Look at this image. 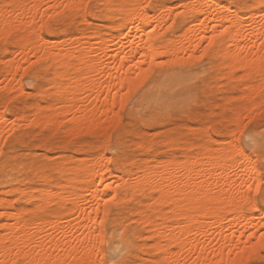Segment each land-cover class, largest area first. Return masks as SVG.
<instances>
[{
	"label": "bare ground",
	"instance_id": "6f19581e",
	"mask_svg": "<svg viewBox=\"0 0 264 264\" xmlns=\"http://www.w3.org/2000/svg\"><path fill=\"white\" fill-rule=\"evenodd\" d=\"M147 1L106 0V17L113 19L116 16L120 20L112 27L114 33L110 37L107 32L104 34L92 31L93 33L87 34L81 30L78 36L54 43L43 36L40 25H33L42 16L48 23L47 16L41 12L42 6L51 2L48 8L52 7L57 11V5L79 4L80 0H0V11L6 3L15 6L0 15V36L7 37L11 33H18L16 41L20 48L17 52L24 54L25 60L35 57L34 60L30 58L28 63L37 59L36 63L49 64L54 69L49 82L51 91L48 92L52 100L46 106L35 103L29 116L24 112L14 118L22 119L20 121L30 119L29 123L32 119L42 125L55 124L57 128L62 122L61 119L65 118L70 124L69 132L74 136L77 135L74 132L82 130L83 133L84 128L89 127L90 130L93 124L102 126V119L115 122L119 113L117 115L112 111V97H117L118 106L119 96L126 92L124 90L135 79L136 73L146 71L149 65L174 67L202 62L204 58L199 57L208 47L207 40L217 34L213 26L227 27L228 33L216 41L205 57L222 58L221 66L226 68L223 77L228 82H233L235 72L241 70L243 74L239 73L237 76L244 82V98L254 101V105L250 103L252 106L264 102V76L251 70L254 65L258 66L264 61V44L261 43L264 38V19L261 17L264 13L260 11V0H253L254 7H241L238 11L229 5L239 4L241 0H224L223 4L218 0H178V6L175 4L177 7L163 4L160 11H155V7H147ZM223 10H227L230 15H225ZM178 12L180 15H177ZM237 15L240 17L239 22L232 20L230 23V16ZM37 27L39 31H36ZM33 34L36 36L32 37ZM11 57L9 61L7 57V63L4 59L0 60L6 64L5 74L1 78L4 86H1L7 88L8 92L11 87L16 90L15 87L19 84L15 85L13 76L20 68H25L21 67L15 57ZM26 67H30L29 64ZM207 67L204 64L196 72L206 71ZM179 78L184 79L182 76ZM19 81L17 83H21ZM120 83L125 84V88L121 89ZM18 87L24 89L20 85ZM43 88L38 93L43 95ZM256 96H261L262 100L255 99ZM250 104H246L245 108L250 107ZM2 113L0 112V141L7 135L4 133V123L9 119ZM239 114L233 115L234 119H240ZM233 132L235 134V129ZM175 137L167 136L164 143L170 147L178 146L179 141ZM181 138L183 141L179 147L182 150L180 158L172 156L163 160L153 157L150 160L145 157L147 159L137 162L135 170L127 169L120 158H110L105 154V149L92 158L77 156L79 158L74 159L70 156L68 159L58 160L52 165L58 173L55 185L52 183L54 178L45 173L42 165H37L36 159H32L28 166L39 175L42 186L26 188L24 184L18 183L16 188H12L19 195L26 196V200L33 203V208L16 209L14 212L10 209L4 210L6 201L8 203L12 199L8 197V200L6 196L0 198V219L7 217V222L1 221L0 224L3 230V233L0 231V261L11 264L15 259L17 264H27L36 258L37 252L45 257L52 249L62 258L71 260L68 253L74 242L76 250L83 247L84 253L96 245L101 259L104 260L98 241L105 242L108 231L117 222V219L113 220L110 216L107 219L104 217V201H111L115 197V204H125L138 201L140 196H144V201H139L140 206L130 211L133 210L131 214L136 216L134 220L145 227V238H150L152 244H142L129 262L161 264L165 259L171 258L179 246V250L184 251L185 258L190 253L195 258L203 248V256L208 258V264L218 257L223 259L224 264H231V260L237 259V245L242 251V242L249 240L247 233L262 231L264 214H261L262 210L259 212L261 215L256 214L258 207L255 196V186H262L261 171L255 156L253 158L238 143L235 144L237 141L228 139L227 143L218 147L204 143L199 146L200 151L191 154L190 138L178 137ZM139 143L141 141L138 145ZM141 145L151 148L143 142ZM0 152L4 154L3 150ZM111 162H115L117 170L122 174H114L109 169ZM50 205L55 208L49 210ZM97 209L100 211L97 212ZM27 212L30 213L29 217L25 215ZM101 220L106 221L103 232L98 231ZM118 225L120 227L116 231H119V239L112 237L107 246V252L113 255L120 254L123 250L128 252L130 246L134 247L130 225L124 221ZM136 233L138 238L143 236L141 231ZM258 239L259 236H255L252 243ZM81 240L86 241L83 246L79 243ZM226 245L233 249L231 260ZM147 248L151 249L153 255L148 259L143 257L144 253L149 252ZM222 248L225 250L220 257ZM162 249L167 251V257ZM240 258L246 259L243 256ZM91 259L96 260L95 252Z\"/></svg>",
	"mask_w": 264,
	"mask_h": 264
},
{
	"label": "rangeland",
	"instance_id": "374dc122",
	"mask_svg": "<svg viewBox=\"0 0 264 264\" xmlns=\"http://www.w3.org/2000/svg\"><path fill=\"white\" fill-rule=\"evenodd\" d=\"M30 1L31 0H29V2ZM104 1L106 0H91L94 6L93 16L84 17L76 13H65L60 9L62 14L59 18V22H57L56 19L48 22L53 30L49 32L45 29L42 32L43 36L51 42H60L66 38L78 36L80 31L84 30L87 34L93 32L109 33L108 37H110V34L114 33L112 27L119 23L120 20L116 16H114L113 19L106 17V5ZM147 2L151 3L152 7H155V11H160V7L163 4L174 7L178 6V0H148ZM49 5H51V2H47L41 8V12L47 17L59 11L58 8H56L57 11H55V9L53 10L52 7L48 8ZM177 9L178 8H176V10ZM53 16L55 17V14ZM169 21L171 22V20ZM40 22L41 20H38L36 24L34 23L33 25L38 26ZM170 22H168V24ZM151 28L153 29L152 26ZM36 31H39L38 27ZM34 34L36 33L34 32ZM34 34L32 37L36 36ZM17 36H19V34L16 32L9 34L7 37L0 36V60L4 59L7 63L10 60L9 57L15 52L11 58L15 57L16 60L21 63V67L27 68L26 72L25 68H20L19 71L16 72V75L13 76L14 81L16 80L15 85L19 84L25 90H21L22 88H19L18 85L15 87L16 90L11 87L8 92L7 88L3 87L2 80L5 74L4 68L6 64L3 63L4 61H0V81L2 82L0 84V112H3L2 114H5L6 117L9 118L8 121H6L7 123H4V127L6 128L4 133L7 135L1 138L2 142L0 141V150L4 151V154L0 156V168L2 167L0 170V198H2V196L5 198L4 196H6L12 199L8 203L6 201L4 210L10 209V211L14 212L16 209L25 210L28 208L29 210V207L33 208V203L26 200V196L19 195L13 189L16 188L18 183L24 184L26 188L42 186L43 182L41 178L38 177L39 175L35 174L32 168L28 166V163H30L32 159H36L37 165H42L45 173L54 178L52 183L55 185L58 173L54 170V166L52 165L58 160L68 159L70 156L74 159H78L79 157L83 158V156L84 158H86L85 156H87V158H92V156L94 157L97 155L100 150L103 151L105 149V154L110 158L114 160L120 158L125 163L127 169L135 170L137 162L143 159L150 158V160H152L153 157H155L165 160L172 156L180 158L182 150L179 147L182 145L183 138L178 139V137L181 136L190 138L191 154L200 151L199 146L204 143L207 145L209 144V146L218 147V145L221 146L227 143L228 139L234 142L237 141L235 144L238 143V146L240 145L243 150L253 158L255 156L254 159L257 161V165L261 171V179L263 178L261 190L264 191V147L261 146V140L264 139V102L252 106L254 105V101H247V99L244 98V82L239 80L240 78L237 76L239 73L243 74L241 70L235 72V80L233 82H228L227 79L223 77L226 73V68L221 66L222 58L220 56H213L211 58L204 56L202 62L193 65L182 64L175 65L174 67L167 65L161 67L153 66L151 78L147 81H143L139 89H133V94L126 108L120 110L117 106L118 109H116L115 112L116 114L117 112L119 113V115L117 114L119 117H117L115 122L102 119V126H95L93 124L95 127L92 128L93 125H91V131L89 127H87L83 129L85 130L83 133L81 132L82 130L74 132L77 134L74 136L71 131L69 132L70 128L68 126H70V124L68 119L65 118L61 119L62 122L59 123L58 128L55 124L42 125V123L34 122L32 119L29 123L30 119L20 121L22 119L14 118L15 115L19 116L24 112L29 116L33 111V105L35 103L43 104L42 106H44L52 100L49 97L51 91L49 82L54 73L52 65L36 63L37 59L32 63H28L34 60L35 57H30L31 60L30 58L25 60L24 54L17 52V49L19 51L20 48L16 41V39H18ZM7 57L8 61L6 60ZM28 64L30 67H26ZM204 64L208 65L207 70L196 72ZM180 76L184 77V79H180ZM225 80L226 82L224 83ZM18 81L21 83H17ZM221 81H223V83H221ZM41 88L45 89L43 95L38 93ZM34 91L35 93H33ZM7 98L8 102H6V104L5 101ZM184 99L187 100V102H184ZM255 99L261 101L262 97L256 96ZM4 103L6 106H4ZM246 104L247 106L248 104L251 106L245 108ZM179 106L183 107L179 108ZM237 112L240 113V119H234L235 116L233 117V115L238 114ZM110 114L111 113H109V115ZM99 127H101V129H99ZM206 128L208 130H213L211 132V139L206 138L208 132ZM234 129L235 134L233 132ZM231 135H235V137ZM167 136H176L175 138L179 141L178 146L170 147L167 143H164ZM249 136H252V141L248 139ZM213 137L215 139H213ZM135 140H138V142L141 141V143L138 145V142H135ZM142 142L145 143V145L149 144L151 148H145L141 145ZM109 169L114 172V174H122L117 170L115 162L109 164ZM256 199L258 207L256 214H264V210H262L264 209V202L259 201L258 197ZM139 201L143 202L144 196H140L138 201L135 202H128L125 204H115V202H113L110 204V217L113 220L117 219V222L114 228L108 231L106 241L101 245L104 253V260H106L108 264H113V261H115V264H127V262L137 254L142 244H152L150 238H145V236H147L144 232L145 227L136 222V220H134L136 216L131 214L135 208L140 206ZM113 205H118V207ZM54 208V205H50L48 209L52 210ZM130 209L133 210L130 211ZM260 210H262V213ZM25 215L29 217L30 213L27 212ZM6 218V216H3L0 219V224L1 221L7 222ZM122 221L130 225L129 230L134 242V247L130 246L128 252L123 250L120 254L113 255L107 252L108 241L112 237L119 239V231H116V229H119L120 226L118 223ZM0 231H3L1 226ZM136 231H141V235L143 236L138 238L139 235ZM146 250L149 252L144 253L143 257L146 256L145 258L147 259L153 257L151 249L147 248ZM255 259L258 262L259 255H257Z\"/></svg>",
	"mask_w": 264,
	"mask_h": 264
},
{
	"label": "snow or ice",
	"instance_id": "6c2138e0",
	"mask_svg": "<svg viewBox=\"0 0 264 264\" xmlns=\"http://www.w3.org/2000/svg\"><path fill=\"white\" fill-rule=\"evenodd\" d=\"M219 3L223 4L224 0H218ZM260 11L262 13H264V0H260ZM147 7H152L151 3H149L148 5H146ZM10 7H15L14 5H9V4H4L2 6V11H0V15H4L5 13L8 12V9ZM58 9H63L65 13L67 12H74L77 15H84V16H91L93 14L94 11V6L91 3V0H80L79 4H64V5H57L56 6ZM211 7V5H209V8ZM230 8L236 9L237 11L239 10V8L241 7H254V3L253 0H241V3L239 4H231L229 5ZM225 15H230L227 10H223ZM177 15H180V13L178 12ZM61 17V12L57 11L55 13V17L53 15H48L47 17V21L51 22L54 19L57 20V22H59V18ZM206 19V17H205ZM239 15L237 16H230V23L232 22V20H236L237 22H239ZM261 19H264V16L261 17ZM214 27V32L217 34H213L208 40H207V45L208 47L204 49L203 54L199 57V59H203V57L205 55L208 54L209 50L213 48V46L215 45L216 41L221 38L224 37L226 35V33H228V28L224 27V28H215ZM40 29L41 32H43L45 29H47V31L51 32L53 29L51 27L50 24H48L47 22L44 21L43 16L41 17V22H40ZM41 39H43V36H40ZM261 43L264 44V38L261 39ZM139 61L137 62V65H139ZM156 67H161V65H156ZM252 71H256L258 72L260 75L264 76V61H261L260 64L254 65L251 69ZM153 73V66L149 65L147 70L142 72V73H136L135 75V79L130 81L129 84L127 85V91L123 94H121L119 96V104L118 107L120 110H123L126 108L130 97L133 94V85L136 86L137 89H139L142 86L143 81H147L151 78V75ZM143 77V80H141V78ZM140 83H137V82ZM119 87L121 89L125 88V84L120 83ZM117 109V97L114 95L112 97V111L115 112ZM118 126V125H117ZM211 132L212 129H209L207 134H206V138L207 139H211ZM248 139L250 141H252V137H248ZM261 146L264 147V139L261 140ZM3 153L0 152V155H2ZM256 187V192H255V196H257L259 198V201L264 202V191L261 190L260 186L257 185ZM249 192H250V197L249 199H252L251 193H252V188H249ZM115 197L112 198V200H105V208H104V217L107 219L110 216V209L108 207V205L112 204L113 201H115ZM116 207H118V205H114ZM253 207L255 206L254 204L252 205ZM264 210V209H262ZM100 210L97 209V212H99ZM105 220H101L100 221V228L98 229L99 232H103L104 231V225H105ZM261 229L262 231L259 233H247V235L249 236V240L248 241H244L243 243V249L241 251L240 246L237 245L236 247V256L237 259L236 260H231V255H232V247L231 246H225L229 252V258L231 260V264H264V224L261 225ZM242 235H244L242 233ZM255 236H259V239L255 242L252 243L253 239ZM82 246L86 243V241L81 240L79 242ZM98 243L100 245L104 244L103 240H99ZM233 243L235 244V241H233ZM224 248L221 249L220 251V257H222L223 252H224ZM61 251H64V249H61ZM162 251L165 252V256L167 257V251L163 250ZM95 252L96 254V260H92L91 257L93 255V253ZM203 252L204 249L201 248L200 249V255H195V258H193L192 253L189 254V256L187 258H185L184 256V251L179 250V246H177V249L174 251L173 255L171 256V258H167L164 261L161 262V264H208V258L206 256H203ZM84 253V248L81 247L79 250H76L75 248V242L72 245V250L69 251L68 255L69 257H71V260L66 259V258H62L58 253H56L55 249H52L51 253H47L45 254V257H41V254L39 252L36 253V258L33 260H30L27 262V264H72V262L74 261L75 264H108V262L106 260L101 259L100 257V253L99 251L96 249V245H93L91 248H88L86 253ZM259 255V261L257 262L255 257ZM243 256L246 259H241L240 257ZM0 264H3V261H0ZM11 264H17V261L15 259H13L11 261ZM113 264H115V261H113ZM127 264H133V262H127ZM211 264H224V261L222 258H217L216 260H213L211 262Z\"/></svg>",
	"mask_w": 264,
	"mask_h": 264
}]
</instances>
